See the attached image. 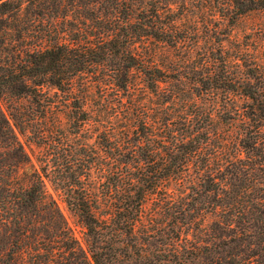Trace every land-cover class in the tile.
Masks as SVG:
<instances>
[{
    "label": "trees",
    "instance_id": "1",
    "mask_svg": "<svg viewBox=\"0 0 264 264\" xmlns=\"http://www.w3.org/2000/svg\"><path fill=\"white\" fill-rule=\"evenodd\" d=\"M253 12H264V0H0V264H264V194L254 191L264 172V73L237 75L222 46L217 58L209 50L227 69L225 91L249 101L240 154L212 172L202 155L212 115L179 109L149 46L178 49L201 34L220 44ZM139 94L162 95L161 112ZM14 126L49 148L40 168ZM47 181L82 223L87 248ZM172 185L184 186V199ZM153 197L173 210L170 230L144 223ZM204 211L220 215L209 244L179 250L180 224Z\"/></svg>",
    "mask_w": 264,
    "mask_h": 264
},
{
    "label": "rangeland",
    "instance_id": "2",
    "mask_svg": "<svg viewBox=\"0 0 264 264\" xmlns=\"http://www.w3.org/2000/svg\"><path fill=\"white\" fill-rule=\"evenodd\" d=\"M218 38L223 40L220 44L215 43L216 36L211 38L207 34H201L198 38H191L185 47L178 49L157 45V42L149 45L152 53L157 56L158 62L166 69L169 82L163 88L177 93V98L181 102L179 109L181 106L192 107L193 105L191 111L194 112L200 108L198 109L199 113L209 112L212 115L207 123L209 141L202 150L203 158H208L210 161L209 166L212 172H217L219 166L240 154L239 152L242 150L239 146L240 135L246 127V119L242 117L245 113L242 108L249 102L245 97L225 91V71L227 69L224 68L220 60H214V58L220 57V53L216 50L222 46L221 55L223 54L229 60L231 63L229 70L237 75L241 74L246 67L248 69L257 66L260 67L258 72L264 73V12H253L243 16L230 28L226 36L220 35ZM209 50H214V58L209 55ZM206 56H210V59H207ZM133 77L134 84L144 85L140 73L135 71ZM97 91L94 89L92 92V99L94 103L96 102L95 104L101 100V95ZM199 93L203 95H199ZM105 94L108 95L109 100L116 102L115 91L110 89ZM138 100L145 102L146 106L154 108V111L161 112L159 108H161L164 99L162 95L148 94L145 96L139 94ZM22 103L24 106L32 108L29 101L23 100ZM1 105L7 111L10 103L1 100ZM158 117H161V114ZM61 119L64 129L67 130V120L64 115H61ZM13 128L35 166L40 168L42 165L40 159L50 154L49 148L37 145L31 139L32 134L30 132L21 133L15 126ZM260 131L264 142V126ZM262 153H264V148ZM240 158L246 160V154L241 152ZM256 174L259 178H263L261 179L263 183L260 187L257 185L254 191L261 188V193L264 194V172L258 171ZM47 188L57 201L75 236L81 245L87 248L85 229L79 218L69 209L63 194L57 191L49 181H47ZM252 189L253 187L249 191ZM169 191L174 192L173 198L176 201L184 199L186 194L184 193V186L180 188L177 185H172ZM172 211L166 206L164 209L159 207L153 197L145 207L144 223L151 228L160 227L164 230H170L173 221L170 215ZM219 216V213L204 211L197 217L193 225L184 226L180 224L182 236L179 250L183 251L189 242L197 244L199 247L208 245L213 235L212 227L218 221ZM169 244L162 247L164 255L167 257L172 253L170 252L172 247Z\"/></svg>",
    "mask_w": 264,
    "mask_h": 264
}]
</instances>
